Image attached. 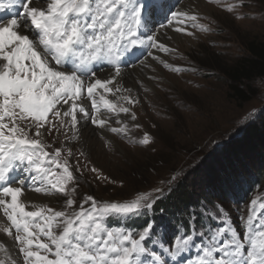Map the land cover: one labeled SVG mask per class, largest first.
Returning a JSON list of instances; mask_svg holds the SVG:
<instances>
[{
  "label": "snow or ice",
  "instance_id": "6c2138e0",
  "mask_svg": "<svg viewBox=\"0 0 264 264\" xmlns=\"http://www.w3.org/2000/svg\"><path fill=\"white\" fill-rule=\"evenodd\" d=\"M147 8L145 0H0V12L12 13L0 21V211L8 222L3 231L18 246L23 264H264V219L254 226L253 208L246 220L240 218L244 221L242 235L218 213L210 218L222 226L213 229V234L200 231L192 221L156 251L148 246L155 235L150 219L139 230L126 222L147 217L164 195V187L116 202L89 195L74 207L73 185L78 180L70 164V141L59 148L45 144L46 134L76 138L81 121L102 132H126L124 120L135 121V113L105 94L133 91L117 86L122 66H129L124 59L133 50L143 48L170 71H182L151 51L175 50L159 43L151 31H141ZM198 19L191 11H173L168 23L175 22V32L193 36L187 26L196 28ZM105 65L110 74L101 79L98 72L106 70ZM118 99L133 107L140 103L131 95ZM86 101L91 102L90 109ZM102 106L123 126L113 127ZM151 142L147 134L140 140L144 146ZM75 171L82 170L77 166ZM91 171L97 179H107L97 168ZM13 172L25 175L10 179ZM177 178L173 174L162 183L171 188ZM28 190L59 193L66 197L65 207L27 210L21 197ZM113 219L121 226H111ZM193 248L195 255H188Z\"/></svg>",
  "mask_w": 264,
  "mask_h": 264
},
{
  "label": "rangeland",
  "instance_id": "374dc122",
  "mask_svg": "<svg viewBox=\"0 0 264 264\" xmlns=\"http://www.w3.org/2000/svg\"><path fill=\"white\" fill-rule=\"evenodd\" d=\"M180 2L184 3L183 11H191L198 15V26L196 28L187 26V30L195 34L187 36L178 33L176 38L167 39L165 45L175 51L163 53L155 49L157 52H154V55L160 56V59L172 67L181 68L182 71L180 73L170 71L156 62L152 69V75L156 78L152 82L156 86L151 87L145 82L143 87L140 85L142 97H146L147 100L134 107L119 100V93L116 95L107 93L105 97L132 108L135 113L137 117L135 121L130 117L124 121L127 124L125 133L118 135L108 131L102 132L90 122L81 121L80 123H84L80 128L83 137L79 134L71 139L70 134L68 138L63 134L59 137L55 133L46 134L45 144H51L52 148H59L62 142L70 141L69 146L73 153L70 164L78 180V183L73 185L75 187L73 198L77 201L74 207H78V204L89 195L100 201L116 202L132 198L138 192L152 191L157 186L165 188L162 196L164 197L180 183L192 187L198 199L204 196L205 187L213 186L214 178L215 182L220 180V187L224 186L227 175L237 172L236 168L242 159L247 160L251 157L260 160L261 155L248 147H238L235 153H229L226 149L231 142L242 140L248 125L257 124L259 119H262L264 79L251 83L249 90L253 97L249 101L235 102L228 91V81L223 72L245 55L246 45L250 41H264V0H180ZM230 5L234 6L231 12L227 10ZM148 26L150 29L159 28L153 18ZM143 58H147V55ZM139 65L143 68L142 63ZM107 73L101 74L100 78H107L110 74L108 70ZM87 106H91V102L87 103ZM104 110L105 114L111 117L113 127L123 126L115 122L114 114ZM120 116L123 118L125 114L121 113ZM145 134L152 141L146 146L140 144ZM82 139L89 141L91 149L86 150L81 146ZM52 148L47 150L52 151ZM81 152L84 155H81ZM256 165L259 166L260 163L257 162ZM77 166L82 171H75ZM93 167L107 179H97V174L91 171ZM173 174H177L178 178L171 188H168L162 181L166 182ZM21 200L25 202L27 210H35L41 206L62 210L66 197L54 191L51 194L26 191ZM253 200L256 201L255 205L251 203ZM213 205H218L223 212L220 213L219 208H214ZM249 208L255 210L253 213L255 226L264 219V181L250 187L246 198L240 201L210 198L206 205L197 210L198 215L206 219V227L204 229L203 226H199L197 229L208 235L213 234L212 230L222 224H217L210 217H215L219 213L222 220L226 219L228 224L242 235L244 221L240 218L247 219ZM134 221H127V226L133 225L131 223ZM110 223L111 226H121L115 219ZM6 226L8 222L0 211V245H3L0 249V261L4 264H23V256L19 253L18 246L3 231ZM157 233L152 237L154 243L149 242L148 246L159 251L162 244L167 246L166 242L174 237L161 229H157ZM197 242H200L199 238ZM195 253L196 249L193 248L188 255Z\"/></svg>",
  "mask_w": 264,
  "mask_h": 264
},
{
  "label": "trees",
  "instance_id": "16d2710c",
  "mask_svg": "<svg viewBox=\"0 0 264 264\" xmlns=\"http://www.w3.org/2000/svg\"><path fill=\"white\" fill-rule=\"evenodd\" d=\"M228 81V91L235 102H246L253 97L249 90L251 83L255 80L264 79V41H250L246 45L245 55L233 62L223 72ZM261 120V121H260ZM238 147H248L256 150L261 155L260 160L257 158H247L239 161L236 168L237 172L230 173L226 177L224 186L220 187L219 181L213 179V186L204 188V196L197 197L192 187L180 183L172 191L161 199H158L154 209L147 217L135 220L132 228L139 229L144 225L146 219H150L155 225V234L157 229L164 233H170L175 237L185 231L189 222L195 221V227H206V219L198 215L197 210L206 205L211 199H228L240 201L246 198L248 189L264 181V111L263 117L257 124L248 125L245 128L241 141H233L227 149L229 153H235ZM260 163L259 166L256 164ZM222 181V180H221ZM227 185V187H226Z\"/></svg>",
  "mask_w": 264,
  "mask_h": 264
},
{
  "label": "bare ground",
  "instance_id": "6f19581e",
  "mask_svg": "<svg viewBox=\"0 0 264 264\" xmlns=\"http://www.w3.org/2000/svg\"><path fill=\"white\" fill-rule=\"evenodd\" d=\"M171 3V6H174L172 11H183L182 7L184 5V3H181L180 0H175L173 2V0L170 2ZM191 3V2H190ZM202 3V2H201ZM181 5V6H180ZM200 5V4H199ZM180 7V9L178 10V8ZM195 8V6H194ZM188 9V8H187ZM197 10V8H196ZM161 14H164V11L161 13ZM197 14V13H196ZM1 17H6V19L10 18V15L8 13H6V15H3V16H0ZM170 19H171V14H170ZM146 18L147 20L144 21V27L141 29L142 32H148V31H151L154 35L157 36V39H158V42L159 43H163V44H167V39H171V38H176L178 35L177 32L174 31V27L176 26L175 25V22H173L172 25H169V23H167L165 25V27H159V28H149V20L151 19L148 14H146ZM6 19H3V20H0V21H4ZM174 33V34H173ZM173 40V39H172ZM174 48V47H173ZM154 54V52H157L155 49H152L151 50ZM147 55V54H146ZM145 57V56H144ZM160 57V56H158ZM146 59L148 61H146ZM151 59L150 56L147 55V58H143L139 61V63L133 65V66H130L129 68H126L125 70L122 68V72H124V75L120 78V84L117 85L118 87H121L122 89H132L133 91L131 93H128V92H121L119 93V95H131L132 97H136L139 99V101L142 103L144 100H147L146 97H142V90L139 88L141 83L139 82H145V83H148L149 86L151 87H154L155 84H153L152 80H146V78L148 76H153L152 75V69H154V67L156 66L155 64H157L156 62L157 61H149ZM166 59V57H165ZM146 61L145 63L147 64H150L151 67L150 68H147V69H144L145 67L143 66V68L139 65L141 63V61ZM162 60V59H161ZM136 65H139L138 67L134 68ZM109 72V71H108ZM159 72V71H158ZM162 73V72H161ZM101 74L102 75H105V74H108L107 73V69L104 70V71H100L98 72V75L99 77H101ZM108 76V75H107ZM155 77V76H154ZM160 77V76H159ZM162 77V76H161ZM164 78V77H163ZM148 86V87H149ZM156 86V85H155ZM154 89V88H153ZM155 91V90H154ZM155 94H156V91H155ZM107 96V94H105V97ZM117 97V96H116ZM145 98V99H144ZM99 99V98H98ZM153 101V100H152ZM90 101H86V104L89 103ZM150 104V103H149ZM152 105V104H151ZM89 109L91 108V106H87ZM103 108V106H102ZM101 110L104 112L105 110L102 109ZM153 109V108H152ZM115 116V115H114ZM129 119V118H128ZM126 121V120H124ZM84 125V123H80V128ZM90 129V128H89ZM83 130V129H82ZM87 130V128H86ZM81 133V132H80ZM99 133V132H98ZM85 134V133H84ZM81 135V134H80ZM94 135V134H93ZM82 136V135H81ZM88 136V135H87ZM83 137V136H82ZM89 137V136H88ZM92 137V136H91ZM110 138V137H108ZM71 139H74V138H71ZM79 139V138H78ZM107 139V138H106ZM89 140V138H88ZM96 140V139H95ZM108 140V139H107ZM91 141V140H90ZM98 141V139H97ZM100 141V140H99ZM80 142V141H79ZM78 142V143H79ZM77 143V144H78ZM91 144H89V141L87 140H84L82 139V142H81V146L86 149V150H89L91 149ZM94 148V146H93ZM84 151V150H83ZM89 152V151H88ZM25 174L23 172H20V176L19 178H21L22 176H24ZM28 191H31V190H28ZM27 194H25L26 196ZM29 195V194H28ZM31 196V194H30ZM52 197V196H51ZM48 198V197H47ZM34 199V198H33ZM36 199V198H35ZM46 199V198H45ZM50 199V198H49ZM53 199V198H52ZM27 200V199H26ZM39 200V199H38ZM48 200V199H47ZM23 201V200H22ZM34 201V200H32ZM46 201V200H45ZM44 202V201H43ZM42 203V202H41ZM51 204V203H50ZM35 205V204H34ZM33 205V206H34ZM35 207V206H34ZM6 243V242H5ZM7 244V243H6ZM13 251V250H12ZM16 255V254H15ZM13 256V255H11ZM15 260V259H14Z\"/></svg>",
  "mask_w": 264,
  "mask_h": 264
}]
</instances>
